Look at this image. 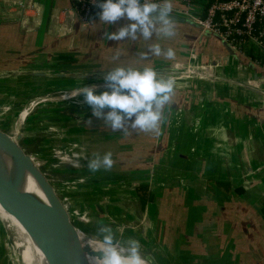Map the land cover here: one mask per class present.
<instances>
[{
	"label": "crops",
	"instance_id": "1",
	"mask_svg": "<svg viewBox=\"0 0 264 264\" xmlns=\"http://www.w3.org/2000/svg\"><path fill=\"white\" fill-rule=\"evenodd\" d=\"M27 2L41 8L39 16L19 7ZM76 20L67 0H0V74L22 75L39 70L36 65L106 73L144 53L150 65L135 68L162 69L187 64L197 51L201 63L220 61L222 73L215 75L221 79L174 86L158 134L113 131L88 107L72 112V122L42 108L23 128L40 135L34 152L48 155L54 146L77 145L88 154L84 171L94 174L87 179L91 193L74 203L96 210V229L111 227L118 237L139 241L154 264H264V96L247 87L251 81L264 94V51L244 46L243 59H235L216 36L180 25H173L170 37L154 32L144 39L138 33L135 40L113 41L105 34L126 25L125 19L107 25L98 17L82 31ZM154 44L161 47L159 56L149 51ZM168 49L174 57L165 55ZM250 49L260 58L247 56ZM57 59L74 68H63ZM32 85L26 76L1 83L0 95L22 99ZM47 120L58 124L55 136L45 133L53 126ZM106 153L112 166L92 171L90 161Z\"/></svg>",
	"mask_w": 264,
	"mask_h": 264
},
{
	"label": "clouds",
	"instance_id": "2",
	"mask_svg": "<svg viewBox=\"0 0 264 264\" xmlns=\"http://www.w3.org/2000/svg\"><path fill=\"white\" fill-rule=\"evenodd\" d=\"M99 8V20L107 25L121 18L128 21L117 31L106 33L107 40H135L138 33L144 39L151 38L154 32L167 37L174 34L169 0H102ZM149 51L159 56L161 47L154 44ZM165 55L172 58L174 51L168 49ZM103 80L105 90L98 91L96 85L80 90L94 117L103 119L113 131L139 129L159 133L164 106L174 90L171 78H161L152 67L117 66L103 73ZM112 163L111 153H106L101 159L90 161L89 168L96 171L101 165L109 168ZM99 235L103 245L101 254L85 253L84 264H149L148 258L142 255L139 241L117 240L111 227H102Z\"/></svg>",
	"mask_w": 264,
	"mask_h": 264
},
{
	"label": "rangeland",
	"instance_id": "3",
	"mask_svg": "<svg viewBox=\"0 0 264 264\" xmlns=\"http://www.w3.org/2000/svg\"><path fill=\"white\" fill-rule=\"evenodd\" d=\"M195 52L196 51H193V57H196L198 54ZM154 61L156 66L163 65L161 62L156 63V60ZM148 62H150V60L146 56L137 60L124 61L120 66L135 68V67L150 65L148 64ZM36 66L39 67V70L32 72H26L24 70L22 75L0 74V84L9 83L15 79H19L25 76L34 79V85L30 86L32 87V89L29 90V94L25 95L26 96L25 98L23 97L22 99H20L21 97L19 95H14L12 98L11 96L5 98L2 95H0V113L8 116L11 119V121L14 123H16L21 111L27 108V106L31 102L35 103L34 107L30 109L29 112L27 113L26 118H24L22 123L19 124L22 128H24L25 122L28 120V116L29 117L34 116L39 110L46 107L53 109L56 114L65 115L71 118L70 121L72 122L74 115L72 112H75L83 107H88L91 109V107L85 102L83 95H80V90L83 87L96 85L98 91L105 90L103 73H92V72L68 73L60 69L55 71L52 70L49 71L47 69L48 67L46 68V66L45 67L41 65H36ZM167 68H162V69L160 68L154 70H157V72H164V73L172 72L170 71L171 67H167ZM220 68H222L220 64L216 66H213L208 63L206 64L203 63V65L199 64L198 66H191V65L189 66L188 64H186V66H183L180 69L181 73L183 74V76L180 78L168 77L165 75L164 76L159 75V76L164 79L171 78L174 81V86L183 85L188 88L189 85L190 87H193L194 85H202L203 82H207L209 79L207 76L199 77V75H201L205 71L208 73H212V72L222 73ZM192 72L197 73L198 76L192 75L191 74ZM38 73H44V74L36 75ZM58 75H62V76H58ZM31 84H28V86ZM28 86L26 85V87ZM3 87L5 88L6 86H2V88ZM74 91H77L78 93L76 92L75 95L69 97L68 99H61V96L64 93L70 94L72 92V94H74ZM262 91H264V89H262ZM259 100L263 105L264 99L259 98ZM39 114L36 115H38L39 117ZM43 120H45V118ZM38 121L39 120L36 119V123H38ZM47 121L50 122L49 124H53V126L48 124L50 127L48 130H46L47 132L45 133L49 137L55 136L53 135V133L54 134L57 133L55 132L56 128H54V126L56 127V125L58 124H54L56 122L51 123L53 122L51 120H47ZM57 122L61 123L59 125H64L62 124L63 122L62 120H57ZM35 132L36 131L24 132L28 141L29 142L31 141L30 143L33 151H34V143H36L35 142L36 138L40 137V135H38V133ZM38 152H40V154H37L38 156L37 158L40 161H42L43 165L46 167L47 174H49L53 178L54 182L58 184L60 190H62V192L65 194V196L71 203V207H72L71 210L72 212L75 213V215L72 216L71 219L72 221H74V218L78 219V222L75 221L74 224H72V226L80 230H83V232L88 237L92 239H96L101 242V236L99 235L100 228L96 229V227L94 226L96 224L94 220L98 216L96 210L91 208V206L88 205L89 203L86 204V207L84 209H81V206H78V204L74 203V198L76 196H80V195L84 196L86 192L91 193L90 188H88L90 181H88L87 179L93 177L94 174L93 172L92 174H90L88 173L89 171L87 172L84 171L86 169L85 163L90 159L87 156L88 154L82 151V149H80V147H78L77 145H71V146L62 145L61 147H57V148L56 146H54L52 147L48 155H44L45 153L41 154V151ZM8 166L10 169V165ZM68 170L69 171L71 170L70 174ZM130 213L132 214V211H130ZM103 214H107V212L106 213L104 212ZM113 233L115 238L122 242L127 241L128 239H132L130 237H125L124 239L118 237V235L115 233L114 230ZM6 237L7 236L4 234L3 228L0 226V264H13L14 252H12L10 243ZM141 251H142V255H144L145 257L148 256L147 258L149 264H154L150 260V256H151L150 253L143 250Z\"/></svg>",
	"mask_w": 264,
	"mask_h": 264
},
{
	"label": "water",
	"instance_id": "4",
	"mask_svg": "<svg viewBox=\"0 0 264 264\" xmlns=\"http://www.w3.org/2000/svg\"><path fill=\"white\" fill-rule=\"evenodd\" d=\"M173 25L186 26L195 31H202L198 25L187 21L181 17L171 15ZM76 29L87 30L88 24H83L78 20ZM203 32V31H202ZM207 33V32H203ZM222 45L230 57L235 59H243L239 53L234 51L229 45ZM220 62V61H219ZM224 65L225 60H221ZM251 65V64H250ZM186 66L185 63L173 64L170 67V73L157 72L159 75L180 78L183 76L180 69ZM157 71V70H156ZM198 76L197 73H191ZM207 76L210 80L218 81L221 78L213 73L204 72L199 77ZM248 89L258 95H263L259 91L260 88L253 82L249 81ZM0 146L4 147L11 153L12 159L16 165L25 170L34 180L36 185L42 191L47 204L38 201L7 188L0 178V206L19 219L27 221L32 228L40 235V247L46 257L48 264H84L82 249L78 240V236L72 224L78 222V219L71 217L75 215L71 210V203L60 190L53 178L47 174V169L37 157V154L31 148V144L24 134L23 128L5 114L0 113ZM72 233V245L66 244L68 234ZM86 235V234H85Z\"/></svg>",
	"mask_w": 264,
	"mask_h": 264
},
{
	"label": "built area",
	"instance_id": "5",
	"mask_svg": "<svg viewBox=\"0 0 264 264\" xmlns=\"http://www.w3.org/2000/svg\"><path fill=\"white\" fill-rule=\"evenodd\" d=\"M79 21L88 24V16L100 9L102 0H67ZM28 3V2H27ZM179 7H171V15L188 19L201 27L203 32L216 36L234 51L243 55L242 47L250 46L264 51V33L259 24L264 19V0H169ZM39 16L38 5L20 4ZM189 66H198V57H190ZM168 69V68H167ZM215 74L214 72H212Z\"/></svg>",
	"mask_w": 264,
	"mask_h": 264
},
{
	"label": "bare ground",
	"instance_id": "6",
	"mask_svg": "<svg viewBox=\"0 0 264 264\" xmlns=\"http://www.w3.org/2000/svg\"><path fill=\"white\" fill-rule=\"evenodd\" d=\"M195 53L198 52L196 51ZM208 64L216 66L220 64V62L210 61ZM200 65H203V63ZM76 92L77 91H74V94H72V92L70 94L64 93L61 96V99H68L75 95ZM34 104V102H31L28 105L29 107L27 106V108L21 111L16 121V126L22 123L29 110L34 107ZM8 165H10V169ZM0 178L7 188L19 191L24 195L47 204L42 191L36 185L32 177L14 163L11 153L2 146H0ZM0 226L3 228L4 234L7 236L6 238L10 243L12 252H14L13 264H48L40 247L41 237L32 228L29 222L20 221L0 206ZM73 228L78 236L83 256L85 253L99 256L103 248L102 242L88 237L83 230L75 227ZM72 239V233H69L66 244L71 246Z\"/></svg>",
	"mask_w": 264,
	"mask_h": 264
},
{
	"label": "trees",
	"instance_id": "7",
	"mask_svg": "<svg viewBox=\"0 0 264 264\" xmlns=\"http://www.w3.org/2000/svg\"><path fill=\"white\" fill-rule=\"evenodd\" d=\"M99 13H100V9H94V10H92V12L90 13V15L88 16V19L89 20L97 19L99 17ZM258 29H259V31H261V32L264 33V19L259 24ZM243 47H242V51H243ZM246 52H247L246 55L249 56L251 59H259L260 58V56L255 53V50L254 49H250L249 51H246ZM57 64L58 65H61L63 68H66V69H72V68H74V67H71L69 65L70 64L69 61H67L65 59H57Z\"/></svg>",
	"mask_w": 264,
	"mask_h": 264
}]
</instances>
